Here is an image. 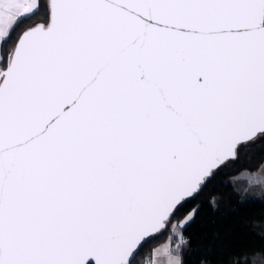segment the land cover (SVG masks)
<instances>
[{"label":"snow or ice","instance_id":"obj_1","mask_svg":"<svg viewBox=\"0 0 264 264\" xmlns=\"http://www.w3.org/2000/svg\"><path fill=\"white\" fill-rule=\"evenodd\" d=\"M259 141L264 0H0V264H138L169 230L149 264H184L182 210Z\"/></svg>","mask_w":264,"mask_h":264},{"label":"trees","instance_id":"obj_2","mask_svg":"<svg viewBox=\"0 0 264 264\" xmlns=\"http://www.w3.org/2000/svg\"><path fill=\"white\" fill-rule=\"evenodd\" d=\"M31 23L25 21L17 32ZM262 164L264 141L241 147L238 159L221 168L182 210L183 213L199 207L184 231L190 243L178 252L184 264H252L251 257L257 252L261 255L255 264H264V192L250 196L248 185L238 178L245 170L259 169ZM169 235L170 230L146 245L137 257L138 264H148L152 250Z\"/></svg>","mask_w":264,"mask_h":264},{"label":"rangeland","instance_id":"obj_3","mask_svg":"<svg viewBox=\"0 0 264 264\" xmlns=\"http://www.w3.org/2000/svg\"><path fill=\"white\" fill-rule=\"evenodd\" d=\"M257 174H261V175H264V168H259V169H256V170H245L244 172H242L238 178L239 179H242L244 182L245 185H248V188L250 189V192H249V195L250 196H259L261 195L262 193V190L264 192V183H250L249 182V178L251 176H254V175H257ZM163 242H166V241H163ZM161 244V243H160ZM159 244V245H160ZM158 245V246H159ZM175 248V246H174ZM175 255H179V257L181 256L179 253L175 252ZM159 259V258H157ZM162 260L163 259H167V256L161 258ZM149 264V263H148Z\"/></svg>","mask_w":264,"mask_h":264},{"label":"crops","instance_id":"obj_4","mask_svg":"<svg viewBox=\"0 0 264 264\" xmlns=\"http://www.w3.org/2000/svg\"><path fill=\"white\" fill-rule=\"evenodd\" d=\"M163 243H165V242H162L161 244H163ZM159 246H156V248L159 247ZM173 249H174V245H173ZM173 254L175 255V251L173 252ZM163 257H165V256L152 257L153 264H167V259H163V260L161 259ZM157 258H159V259H157ZM180 258L182 260V256H180Z\"/></svg>","mask_w":264,"mask_h":264},{"label":"water","instance_id":"obj_5","mask_svg":"<svg viewBox=\"0 0 264 264\" xmlns=\"http://www.w3.org/2000/svg\"><path fill=\"white\" fill-rule=\"evenodd\" d=\"M89 264H94V262L90 261Z\"/></svg>","mask_w":264,"mask_h":264}]
</instances>
